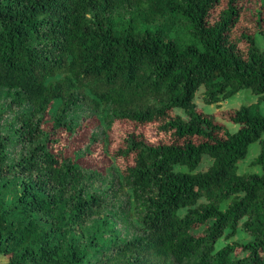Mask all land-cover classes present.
Here are the masks:
<instances>
[{"label": "trees", "instance_id": "16d2710c", "mask_svg": "<svg viewBox=\"0 0 264 264\" xmlns=\"http://www.w3.org/2000/svg\"><path fill=\"white\" fill-rule=\"evenodd\" d=\"M256 33L264 0H0V264H264Z\"/></svg>", "mask_w": 264, "mask_h": 264}, {"label": "rangeland", "instance_id": "374dc122", "mask_svg": "<svg viewBox=\"0 0 264 264\" xmlns=\"http://www.w3.org/2000/svg\"><path fill=\"white\" fill-rule=\"evenodd\" d=\"M255 43L260 48L264 47V39L262 38V36L259 33L255 34ZM202 91H203V87L199 86L195 91V94L193 96V100L196 103V105L198 107H200L205 112H214L215 113L221 109L235 108L241 104H249V103L255 102L256 98H257V95L252 93L249 88L243 87V88H240L239 90H237L235 93H233L230 96L221 97L218 101L207 104V103L203 102ZM258 109H259L260 113L264 114V103L262 101L258 103ZM175 111L183 115V112L180 108H175ZM216 119L218 121L222 122L229 131L235 130L238 126L237 124L223 120L218 116H216ZM260 138H264V132L261 133ZM258 149H259V145H258L257 140L250 142L248 144L246 154L241 159H239L237 161L236 171L238 173L259 172L260 171L259 165L250 164L251 163L250 161L258 153ZM98 152L99 153L101 152L105 157V159L102 160L103 163H104V160L109 162L107 165L104 166L105 169L106 168L109 169V166L110 167L112 166L115 168V166H113L114 160L112 159L110 154L107 152L105 147H102V151L99 150ZM210 162H211V158L208 155L204 154L201 157L199 163L197 164L196 170L206 169L207 166L210 164ZM174 168L180 169V170H187L186 167L183 165H176ZM226 204H227V200H225L221 203V207L223 208ZM248 238H249V236L247 235V233L244 232L241 228H238L236 230V232L233 235L229 236L228 238H226L224 236L219 237L215 243V247H219L225 241L243 242ZM0 259H3V257H0Z\"/></svg>", "mask_w": 264, "mask_h": 264}]
</instances>
